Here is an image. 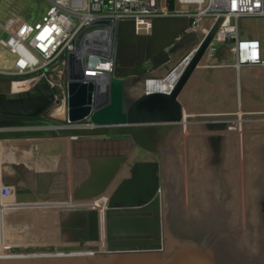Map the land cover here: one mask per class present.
<instances>
[{"label":"water","instance_id":"95a60500","mask_svg":"<svg viewBox=\"0 0 264 264\" xmlns=\"http://www.w3.org/2000/svg\"><path fill=\"white\" fill-rule=\"evenodd\" d=\"M193 20L155 17L150 34L137 33L134 20L114 25L111 76L85 73L83 56L73 54L65 124L49 117L58 100L48 82L14 91V76L0 77V141L70 139L75 165L70 178L65 170L30 172L7 164L0 183L14 187L17 203L93 200L130 166L109 196L105 251L80 246L99 239L97 212L69 209L58 214L59 235L72 244L59 249L66 253L5 256L0 264H264V122L186 117L180 96L221 24L201 45L196 33L174 44ZM102 24L110 21L95 23ZM199 45L169 92L132 93L151 77L172 75ZM140 151L158 160L130 163ZM219 191H225L220 202Z\"/></svg>","mask_w":264,"mask_h":264},{"label":"built area","instance_id":"2783aa9c","mask_svg":"<svg viewBox=\"0 0 264 264\" xmlns=\"http://www.w3.org/2000/svg\"><path fill=\"white\" fill-rule=\"evenodd\" d=\"M46 1L48 6L40 19L25 17V9L22 8L21 11H9L0 21V29L5 35L0 36V77L14 76V81L32 79L34 84L31 87L48 82L55 100H58L56 106L63 105L67 110L71 56L86 50L83 56L85 73H107L111 76L115 67L113 47L116 32L113 26L123 21L134 20L137 33L150 34L155 17H193L192 24L176 36L174 44L196 33L201 45L221 19L203 56L205 70L231 69L239 81L244 70H264V0H174L173 8L168 0ZM101 20H108L110 24L95 25ZM251 20L262 22L261 34H258V29L244 27L243 24ZM200 45L193 49V54ZM220 49L219 59L217 53ZM57 70L60 81L50 74ZM255 79L264 82V76ZM11 189L8 185L0 188L2 242L7 239L2 235L6 208L14 198V195L10 196ZM103 246L106 250V242L97 247L101 251ZM3 252L0 248V257H5Z\"/></svg>","mask_w":264,"mask_h":264},{"label":"bare ground","instance_id":"6f19581e","mask_svg":"<svg viewBox=\"0 0 264 264\" xmlns=\"http://www.w3.org/2000/svg\"><path fill=\"white\" fill-rule=\"evenodd\" d=\"M86 50H82L79 55L84 56L86 54ZM187 56L186 59H182L178 62L175 72L172 75L166 74L161 78L151 77L147 79L143 84L140 86L135 87L132 90V93L139 94L148 91H157L161 90L164 92H169L179 75L183 72L187 64L189 63L191 56ZM206 62L205 58H202L201 62L195 69L193 75L191 76L184 92L180 96L181 102L184 107L186 117L196 118L198 115L197 111L193 108L191 100V95L199 83L201 81V76L206 72ZM250 70L251 78L256 80L255 78H263L264 70ZM203 77V76H202ZM34 84V80L27 79L25 81H14L12 83V88L14 91H23L29 89L31 85ZM210 89V88H209ZM209 92V91H208ZM205 101V100H204ZM239 105V101L237 102ZM202 104V103H201ZM203 105V104H202ZM234 104L232 109H227L233 112H223V113H214L216 115H227V116H235L237 118V123H253V122H264V103L261 106H254L247 107V111L241 106ZM247 105V104H246ZM58 107V106H57ZM54 108L51 111V114L55 118H62L57 117L56 115H63L64 110L62 107L58 109ZM210 108V107H209ZM57 109L55 114H53L54 110ZM221 109V108H220ZM216 110V109H215ZM244 110V111H243ZM248 110H254L256 113H248ZM67 112V109H66ZM212 114V115H214ZM249 115H251L249 117ZM259 115V116H257ZM256 116V117H252ZM66 117V116H65ZM64 119V117H63ZM183 125H202L197 123L196 121H185ZM7 141H28L32 146L34 143L32 141H48L52 142L55 141L56 145L44 146L40 145L41 149L48 150L45 153V157L35 156V154L31 152H27V157H31L33 160V170L34 171H43V170H52V171H66L68 176L72 178V172L74 170L75 165L72 162V155H71V143L70 139H18V140H1L0 143L3 145ZM62 144L63 150L62 152L58 151V146ZM0 145V146H1ZM4 146V145H3ZM17 147H22L21 144L17 143ZM26 144L21 151L25 152ZM5 147V146H4ZM21 149V148H20ZM56 151L55 153H52ZM137 152L132 153L130 156V163L132 160L135 159ZM138 157V156H137ZM1 161V160H0ZM2 162V161H1ZM1 165V164H0ZM2 167V166H1ZM3 169V167H2ZM130 166L126 164L124 168L120 171L118 177L107 192L95 197L93 200L89 201H75L71 197L67 198L66 201L60 202L56 200L52 201H39L37 204H19L16 202L15 198L11 200L9 207L6 208V218L5 223L2 228V235L5 236L7 239L3 242L0 240V248H2L3 256L11 257L14 255H28V254H52V253H62L52 251L51 249L58 250L64 245L70 246L72 244L64 243L63 239L61 238L60 234V227L58 222V211L60 209H78V210H88L93 211L95 210L97 213V233H98V240H88L83 242L80 246H98L103 242H106V232H105V211L108 207L109 196L118 184V182L129 175ZM77 171V167H76ZM31 172V171H30ZM4 184L0 183V188H3ZM14 187L11 189V195L13 196ZM163 205V200H162ZM7 220V222H6ZM52 228V229H51ZM55 228V229H54ZM30 248H37L42 251L37 252H27ZM104 246L101 248L103 252Z\"/></svg>","mask_w":264,"mask_h":264},{"label":"rangeland","instance_id":"374dc122","mask_svg":"<svg viewBox=\"0 0 264 264\" xmlns=\"http://www.w3.org/2000/svg\"><path fill=\"white\" fill-rule=\"evenodd\" d=\"M27 5V6H26ZM26 6V7H25ZM48 4L46 0H0V21L2 22L6 15L8 14L9 11L16 10V11H21L22 8L25 9L24 11V16L29 18L30 20L32 19H40L42 15L45 13L46 8ZM245 28H250L252 30L258 29L261 34V31L263 30V24L259 20H251L247 24H243ZM0 36H5L3 31L0 29ZM177 66V65H176ZM207 72L209 73L208 76H205L204 82L209 83L212 85V88L209 90L206 88L207 92L203 91L199 92V90L196 88L193 92V99H192V106L196 110L199 106H202L201 103L207 104V105H218V103L223 106V102L226 101L227 104L224 105V110L225 112H233L229 111L227 109H232L234 107V104L236 103L239 105L237 102L239 101L241 106L247 111V107H251L252 105L254 106H261L264 103V82L261 80H252L251 78L246 77V81H232L229 79H232V71L229 70H223L225 74H223L222 71L216 68H211L208 69ZM245 73V72H244ZM51 77L55 79L56 81H60L58 78V70L57 71H51L50 72ZM222 75L225 78V82L222 81ZM211 77L210 81L209 78ZM214 77V79H213ZM226 79L229 81L227 82ZM209 91V92H208ZM223 92H227V99H225V96L223 95ZM204 93V94H203ZM205 100V101H204ZM231 100V103L228 102ZM233 100V101H232ZM235 101V103H234ZM233 102V105H232ZM247 104V105H246ZM217 106V108L220 109L221 106ZM232 105V106H231ZM240 106V107H241ZM62 107L64 110L63 115H56L57 117H62V118H56L60 124H65L67 123L66 121V107L61 105L58 106ZM57 109L54 110L53 114L57 111ZM221 110V111H222ZM244 111V110H243ZM256 113L254 110H248V113ZM203 115V114H202ZM199 116V115H198ZM197 116V117H198ZM251 115H249L250 117ZM64 117V119H63ZM253 117V116H252ZM237 123V122H236ZM6 144L2 147L0 143V155L4 158L3 161L9 162L10 163H20L23 164L24 166L28 167L27 169H32L33 167V160L31 157L25 156L27 153V148L24 149L25 152L21 151L24 147V144L26 146L30 143L28 141H20V142H15V141H7L5 142ZM19 143L22 145V147H17L16 144ZM25 146V147H26ZM58 151L62 152L63 146L60 144L58 146ZM56 151H53L52 153H55ZM29 153V152H28ZM143 153L142 151L137 152V155L135 156V160H142L144 157L141 155ZM138 156V157H137ZM152 160H158V156L152 155ZM74 209V208H71ZM62 210H69V209H60L58 211L59 213ZM58 213V214H59ZM52 229V228H51ZM55 229V228H54ZM77 245V243H76ZM66 246V245H64Z\"/></svg>","mask_w":264,"mask_h":264},{"label":"crops","instance_id":"0c3cea01","mask_svg":"<svg viewBox=\"0 0 264 264\" xmlns=\"http://www.w3.org/2000/svg\"><path fill=\"white\" fill-rule=\"evenodd\" d=\"M220 71H222L223 72V70H229V71H232V74H233V76H232V79H229V80H232V81H237V76H236V73H235V71H233V70H231V69H219ZM245 72V73H244ZM158 73V72H157ZM160 74V73H159ZM223 74H225L224 72H223ZM209 75V73L206 71L202 76H201V81L199 80L198 82V84L196 85V87L194 88V90L197 88L198 90H199V92H202V90L203 91H205V92H207V90H206V88L207 89H211L212 88V85L211 84H209V83H205L204 82V78H205V76H208ZM251 75H253V74H250V70H244L243 72H242V74H241V81H243V82H245L246 81V77L249 79V78H251ZM210 79H211V77L209 78V81H210ZM213 79H214V77H213ZM252 79V78H251ZM212 80V79H211ZM228 79H226V81L228 82L229 81ZM253 80V79H252ZM222 83L223 82H225V78L223 77V75H222V81H221ZM209 89V90H210ZM194 90H193V92H194ZM193 92H192V95H191V100L190 101H192V99H193ZM228 92V91H227ZM227 92H222L221 91V93H223V95L225 96V99H227ZM204 94V93H203ZM233 101V100H232ZM228 102H230L231 103V100H229ZM234 103H235V101H234ZM203 105L202 106H199L197 109H196V111H197V113L198 114H208V115H211V114H214V113H223V112H225L224 110H222V108H224V105L225 104H227V102L226 101H224L223 102V106H222V104L220 105L219 103H218V105H207V104H204V103H202ZM236 104V103H235ZM221 106L220 108L221 109H219V108H217V106ZM232 105H233V102H232ZM231 105V106H232ZM210 107V108H209ZM216 109V110H215ZM222 110V111H221ZM214 115H216V114H214ZM33 143H34V146H32L31 144H28L27 146H26V148H27V152H31V153H33V154H35V156H41V157H45V153H47V151L48 150H46V149H41L40 148V145H44V146H50V144L51 145H56V142L55 141H52V142H48V141H32ZM6 143H4L3 145H5ZM3 145H2V147H3ZM143 153H141V155L144 157V159H142V160H151L153 157H152V155L153 154H150V153H147V152H144V151H142ZM140 153V152H139ZM26 155H27V153H25ZM25 155V156H26ZM3 157L0 155V160L2 161H0V172L5 168H8V166H7V164H9V162H6V161H3ZM3 167V169H2V167ZM28 167H30V166H28ZM27 167V168H28ZM28 171H31L32 172V170H33V168L32 169H27ZM62 171V170H61ZM60 172V171H59ZM63 172V171H62ZM63 178H65V175L63 176ZM59 184H60V188L63 190L64 189V180H61V178L59 177ZM58 193H61L60 191H57ZM64 194H65V191H64Z\"/></svg>","mask_w":264,"mask_h":264},{"label":"flooded vegetation","instance_id":"af4514ba","mask_svg":"<svg viewBox=\"0 0 264 264\" xmlns=\"http://www.w3.org/2000/svg\"><path fill=\"white\" fill-rule=\"evenodd\" d=\"M223 192H225V191H219V193H218V199H219V202L221 201V198H222ZM218 204H219V203H218ZM261 208H262V214H263L262 219H263V218H264V192H263V198H262V200H261ZM262 221L264 222V219H263ZM229 235H231V234H229ZM231 236H232V235H231Z\"/></svg>","mask_w":264,"mask_h":264}]
</instances>
